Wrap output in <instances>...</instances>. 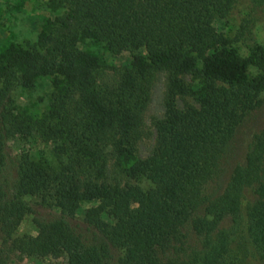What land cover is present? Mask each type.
<instances>
[{"label": "trees", "instance_id": "16d2710c", "mask_svg": "<svg viewBox=\"0 0 264 264\" xmlns=\"http://www.w3.org/2000/svg\"><path fill=\"white\" fill-rule=\"evenodd\" d=\"M49 8L55 16L35 44L0 54V264L4 251L66 264H163L165 242L185 229L197 240L187 264H264V132L225 179L243 96L264 91L256 35L264 0H49ZM86 40L128 55L117 86L95 85L109 64L78 48ZM254 64L261 72L251 78ZM155 67L169 73L166 117L153 154L140 159L132 144ZM188 74L196 87L183 82ZM43 77L54 79V100L34 117L13 93ZM189 94L199 107L179 110L177 97ZM32 138L66 158L61 171L8 151ZM108 150L126 177L150 186L101 182ZM52 191L57 215L36 217L38 234L15 238L33 213L29 199Z\"/></svg>", "mask_w": 264, "mask_h": 264}, {"label": "rangeland", "instance_id": "374dc122", "mask_svg": "<svg viewBox=\"0 0 264 264\" xmlns=\"http://www.w3.org/2000/svg\"><path fill=\"white\" fill-rule=\"evenodd\" d=\"M55 13L49 8V0H0V54L11 44L26 46L35 44L39 32L45 28L48 20L52 19ZM258 43L264 48V22L256 27ZM78 48L87 51L92 55L107 60V69L96 74L95 85L100 90H107L117 86L121 76L129 66L128 55L114 57L110 54L104 44L92 40H86L79 44ZM257 65L249 67V77L254 78L260 74ZM183 82L189 87H196L199 84L194 75H182ZM52 77H43L37 80L33 89L18 87L13 93L14 104L24 109L34 117H40L51 106L54 100L55 90ZM149 90L148 101L145 109L139 114L137 127L134 132L132 153L135 157L146 159L154 152L157 138L156 123L166 117V100L169 93V73L167 70L155 67L149 73L144 82ZM179 110L185 109L187 105L199 107L192 95H179L176 99ZM69 106H72L71 103ZM239 120L234 135V142L231 148L229 162L227 164L226 182L230 178L237 164L245 157L247 148L252 139L264 132V91L254 94L249 93L243 96L239 110ZM8 151L11 155H19L29 152L31 157L43 164L46 168L61 171L66 163V158H61L50 144L42 143L37 138L28 141H14L9 143ZM101 182L121 187L130 184L142 188L150 186L147 180H132L124 174L118 166V157L113 150H108V165L106 177ZM43 201L42 198H32L29 202L33 213L25 218L14 235L15 238L25 236H36L37 227L34 223L36 217L51 219L58 213L55 193L52 191ZM249 197H251L249 195ZM248 197V198H249ZM91 204H83L82 209L90 207ZM79 222L83 216L78 215ZM232 222H226L225 227L229 229ZM197 240L193 232L183 230L181 236H173L165 242L160 254L163 264H187L190 253L196 248ZM0 240V251H1ZM6 264H66L64 258L54 259L39 255H20L16 253L9 257L5 251L1 254Z\"/></svg>", "mask_w": 264, "mask_h": 264}]
</instances>
